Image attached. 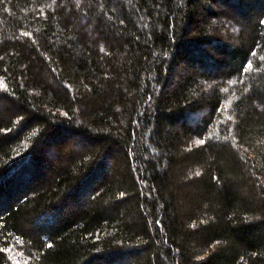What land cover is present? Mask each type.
<instances>
[{"label":"trees","instance_id":"1","mask_svg":"<svg viewBox=\"0 0 264 264\" xmlns=\"http://www.w3.org/2000/svg\"><path fill=\"white\" fill-rule=\"evenodd\" d=\"M12 251L264 264V0H0Z\"/></svg>","mask_w":264,"mask_h":264},{"label":"rangeland","instance_id":"2","mask_svg":"<svg viewBox=\"0 0 264 264\" xmlns=\"http://www.w3.org/2000/svg\"><path fill=\"white\" fill-rule=\"evenodd\" d=\"M226 105H228V104L226 103ZM197 114L201 115L200 113H197ZM193 118H194V120L197 119V117H195V116ZM13 252H14V254H13L14 264H23L24 261L18 257V255L21 254V251H12V253Z\"/></svg>","mask_w":264,"mask_h":264},{"label":"snow or ice","instance_id":"3","mask_svg":"<svg viewBox=\"0 0 264 264\" xmlns=\"http://www.w3.org/2000/svg\"><path fill=\"white\" fill-rule=\"evenodd\" d=\"M25 36L30 35L29 33H24ZM199 143H204L203 140L199 141ZM50 246V245H49Z\"/></svg>","mask_w":264,"mask_h":264}]
</instances>
